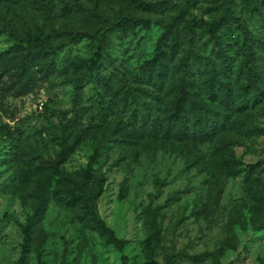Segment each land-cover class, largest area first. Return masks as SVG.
<instances>
[{
	"label": "rangeland",
	"instance_id": "1",
	"mask_svg": "<svg viewBox=\"0 0 264 264\" xmlns=\"http://www.w3.org/2000/svg\"><path fill=\"white\" fill-rule=\"evenodd\" d=\"M229 3L231 25L218 40L209 24ZM177 16L179 48L148 81L141 65ZM245 38L264 78V0H0V264H20L40 178L49 204L25 264H121L124 256L147 264L149 245L159 264H264V88L231 113L213 79L223 47L234 70L229 88L240 92ZM100 44L98 68L74 106L75 63ZM183 89L185 109L174 118ZM220 113L230 115L220 131L193 134L199 118ZM96 149L83 189L75 179ZM102 175L96 210L126 241L123 251L96 227L86 199L71 204Z\"/></svg>",
	"mask_w": 264,
	"mask_h": 264
},
{
	"label": "trees",
	"instance_id": "2",
	"mask_svg": "<svg viewBox=\"0 0 264 264\" xmlns=\"http://www.w3.org/2000/svg\"><path fill=\"white\" fill-rule=\"evenodd\" d=\"M232 13V4L229 3L227 7V12L225 15H223L219 21L211 22L209 24V30L211 33V36L213 38L220 39L219 33L223 29H227L231 25V18L230 14ZM180 18L177 16L174 19H172L165 31L163 32L159 44L157 46L156 53L150 58L147 59L142 65H141V75L144 79L148 81H153L157 76L161 74V72L158 71V68L160 66H163V64L166 62L168 58H172L180 44V38L182 36V30L180 28L179 24ZM123 26L127 27L128 25H131L132 22L130 19H124ZM29 41L31 43H35L39 46H44L45 42L37 37L32 36L29 38ZM244 50V55L242 56L240 60L239 70L242 73H245L246 75V82L243 84L242 89L240 92L234 96L231 93V89L229 88V79L232 77V71L231 69V57L229 56V53L223 48L219 47V50L216 53V56L218 61L220 60V66L217 62V66L214 70V77L220 86L224 87L223 93L221 94L220 101L222 102V105L224 106L226 111H230L231 113L238 112V110H243L250 103L254 104L257 99L259 98L260 94L262 93V90L264 88V78L261 74H259L254 67L252 66V61L254 59V52L251 49V46L249 44V39L245 38L243 41V44L241 46ZM104 50V45L100 44L98 47V50L93 54L90 58L80 59L76 61L75 67L80 72L79 75L76 77L75 80V98H74V106L77 104V97L79 93H81L84 89L85 81L88 80V78H91L93 73L98 68L100 59L102 58V52ZM50 54H53L50 52ZM53 58H49L48 63L49 66L47 68L48 73L51 72L50 65H53ZM52 67V66H51ZM232 71V72H231ZM96 76H99L98 73H96ZM221 76V78L219 77ZM215 82L213 81V85ZM214 93V89L211 88V94ZM187 97V92L185 89L181 91L180 97L177 99L175 103L174 108V114L172 115L174 118H177L179 114L185 109V98ZM224 102V104H223ZM218 118H211V119H201L199 118L198 122L196 121L197 125L193 129V134L196 136H199L203 139L209 138L211 133L214 131L215 133L220 131L221 127H225L229 120L230 115H225L223 113H220L217 115ZM188 126L187 124H183L180 126L178 132L182 136L184 132H188ZM69 146H65L61 152L58 153L57 157L53 161V167L55 169H59V166L61 163H63L70 152H67V149ZM99 155V150L96 149L95 153L91 155L89 163L86 168H84L82 171L77 173L76 181H79L83 189L88 188V183H91V180L94 178V165L97 163ZM260 163H257L259 165ZM106 180L104 179V176H98L94 185V189H92L89 193H84V198L76 196L73 201H71V204H76L80 202V199H86V204H84V207L87 209V214L91 215L93 219L95 220L96 227L108 237L109 243L113 244L119 251H123L125 248L126 241L119 238L115 231L107 225V223L99 216L97 210H96V199L102 194L104 190ZM50 188L48 186L47 181L44 178H40L37 181V185L35 188V204H34V212L28 219L25 227H24V249H23V256L21 258L20 264H25L26 262V256L30 248L31 240L33 237V234L36 230V228L39 226V224L44 219V216L46 214L48 204H49V192ZM121 264H129L127 262L126 256L123 257V262ZM147 264H159V262L154 257V251L149 245V254H148V262ZM166 264H177V262H174V260L171 258L166 260ZM181 264V263H180Z\"/></svg>",
	"mask_w": 264,
	"mask_h": 264
}]
</instances>
